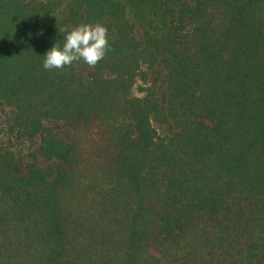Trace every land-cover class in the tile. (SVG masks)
I'll return each instance as SVG.
<instances>
[{
  "label": "trees",
  "instance_id": "1",
  "mask_svg": "<svg viewBox=\"0 0 264 264\" xmlns=\"http://www.w3.org/2000/svg\"><path fill=\"white\" fill-rule=\"evenodd\" d=\"M146 1L0 0V102L37 141L0 143V264H264V0H153L138 34L128 9ZM94 23L96 65L42 67L61 29ZM144 64L162 88L131 95ZM96 123L134 205L122 257L79 261L64 195L74 133Z\"/></svg>",
  "mask_w": 264,
  "mask_h": 264
},
{
  "label": "rangeland",
  "instance_id": "2",
  "mask_svg": "<svg viewBox=\"0 0 264 264\" xmlns=\"http://www.w3.org/2000/svg\"><path fill=\"white\" fill-rule=\"evenodd\" d=\"M128 14L141 34L144 22L158 14L153 0L138 8H129ZM160 16V15H159ZM143 75L146 80H143ZM162 70L141 67L131 95L141 96L142 88L161 84ZM12 108L0 102V143L14 145L17 153L25 155L34 150L37 141H19L9 130ZM77 161L70 186L65 190L64 207L68 215L71 240L70 257L83 261L89 257H122L126 242L128 220L134 205L132 190L118 174L115 146L111 131L105 124L96 123L74 133Z\"/></svg>",
  "mask_w": 264,
  "mask_h": 264
},
{
  "label": "clouds",
  "instance_id": "3",
  "mask_svg": "<svg viewBox=\"0 0 264 264\" xmlns=\"http://www.w3.org/2000/svg\"><path fill=\"white\" fill-rule=\"evenodd\" d=\"M64 32L62 45L55 43L43 55L42 67L61 69L82 60L94 66L110 49L106 26L100 23L80 24Z\"/></svg>",
  "mask_w": 264,
  "mask_h": 264
}]
</instances>
